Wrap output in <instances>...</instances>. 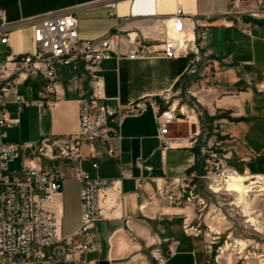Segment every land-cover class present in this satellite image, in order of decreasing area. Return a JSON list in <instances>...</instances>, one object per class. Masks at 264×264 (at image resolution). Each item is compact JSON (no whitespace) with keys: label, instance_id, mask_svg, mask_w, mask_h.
Masks as SVG:
<instances>
[{"label":"crops","instance_id":"0c3cea01","mask_svg":"<svg viewBox=\"0 0 264 264\" xmlns=\"http://www.w3.org/2000/svg\"><path fill=\"white\" fill-rule=\"evenodd\" d=\"M235 0H0V29H7L8 46L0 44V61L9 54H28L33 51L32 24L50 15H73L78 22L81 40L101 39L120 31L138 37L144 43L160 49L161 36L157 21L173 15L181 7L183 14L199 19L201 27L198 44L213 60L204 79L192 90L204 117L200 126L209 130L212 115L222 113L229 120L222 129L227 135L218 142L219 150L228 155L227 165L240 173L264 172V93L257 92L254 84L264 82V21L249 19L230 20L224 15ZM240 1V0H239ZM187 60L182 57L167 59L159 54L150 58L129 61L112 58L101 63L97 75L102 82L103 105L121 107L140 98L159 97L175 84L187 85L184 75ZM79 75L84 76L81 81ZM58 96L50 109L30 106L18 111L11 94L5 95L9 119L15 121L7 130L11 143H37L46 135L74 136L79 130L78 99L87 95L89 78L83 64L59 66L56 69ZM31 91L24 88L26 98L37 99L40 82L30 83ZM184 102L180 106L183 105ZM184 112L188 113V107ZM195 126L185 120L171 126L172 145L164 149L158 135L155 112L148 110L126 118L120 128V142L113 143L119 150L117 158H110L105 148L95 144V156L90 157L88 147L81 168L91 178L118 180L121 184L122 205L113 216L98 219L92 227L97 250L82 257L79 264H156L150 258L158 240L166 251L177 243L175 254L166 264H213L207 250L206 238L184 234L183 225L201 223L197 204H177L160 201L157 191L170 179L184 177L199 169L200 146L189 145V132ZM97 163V168L91 167ZM140 163V164H138ZM59 170L63 167L57 165ZM76 186L75 226L63 234L64 207L62 203L60 235L70 237L81 224L80 185ZM68 182V181H65ZM205 188L194 195L205 197ZM202 213V212H201Z\"/></svg>","mask_w":264,"mask_h":264},{"label":"built area","instance_id":"2783aa9c","mask_svg":"<svg viewBox=\"0 0 264 264\" xmlns=\"http://www.w3.org/2000/svg\"><path fill=\"white\" fill-rule=\"evenodd\" d=\"M0 17L2 13L0 12ZM224 17L230 20L249 19L264 21V0H235ZM199 19L183 14L181 7L173 15L157 21L161 36L160 49L147 45L145 36L138 37L120 31L109 33L101 39L81 40L78 22L73 15H50L35 21L31 28L33 51L28 54H9L0 61V264H79L82 257L97 250L92 235L96 220L113 216L122 205L120 179H91L81 168L85 157L83 149L88 147L90 157L95 156L94 145L105 148L110 158L120 153L113 143H119L120 128L126 118L137 117L149 107L155 112L158 137L164 149H168L174 138L171 126L185 119L195 126L189 132V145L201 143L199 169L184 177L167 181L157 191L160 201H175L177 204L195 201L197 212L207 206V198L194 195L201 188L212 197L227 196V186L233 177L242 175L249 181H264L260 174L240 173L226 164L228 155L219 150L218 142L227 137L222 127L229 120L222 113L212 115L209 130L200 126L204 112L195 93L190 90L204 79L212 64L210 55L204 51L198 38ZM8 30L0 29V44L8 46ZM172 59L187 60L184 75L188 78L185 87L177 83L159 97L140 98L121 107H105L102 82L97 75L98 67L112 58L129 61L150 58L154 54ZM83 64L89 78L88 94L78 99L79 130L74 136L46 135L32 144L7 141V130L15 125L6 111L5 95L11 94L13 102L22 108L50 109L58 96L56 69L59 66L77 68ZM81 81L83 75H79ZM40 82L36 90L37 99H28L21 93L31 91L30 83ZM257 92L264 93V82L254 84ZM188 113L184 112V106ZM59 162L62 170L55 165ZM14 170L11 164H16ZM140 164V163H138ZM92 168H97L93 162ZM75 181L80 185L81 224L78 232L70 237L60 235L62 182ZM248 183V181H246ZM264 183V182H263ZM260 194L261 192H258ZM209 229V228H208ZM188 236L209 238L199 225L188 222L183 225ZM207 242V241H206ZM150 258L156 264H166L175 254L177 243H171L166 251L158 240L153 242ZM211 252L212 243L207 242Z\"/></svg>","mask_w":264,"mask_h":264},{"label":"rangeland","instance_id":"374dc122","mask_svg":"<svg viewBox=\"0 0 264 264\" xmlns=\"http://www.w3.org/2000/svg\"><path fill=\"white\" fill-rule=\"evenodd\" d=\"M55 165L59 167V162ZM16 167L17 163L10 165L11 170ZM242 169L243 167L238 166V171ZM251 182L253 181L244 182V185ZM62 186V231L66 234L75 226L77 189L71 181L64 182ZM253 186H250L252 191L248 193L249 196L244 198L248 204L240 201L238 195L232 192L220 197L204 193L207 206L201 211L200 227L208 235L210 233L206 241L212 243L209 257L213 264H264V188L263 192L257 194L258 187ZM249 218H252L254 223L247 222Z\"/></svg>","mask_w":264,"mask_h":264},{"label":"bare ground","instance_id":"6f19581e","mask_svg":"<svg viewBox=\"0 0 264 264\" xmlns=\"http://www.w3.org/2000/svg\"><path fill=\"white\" fill-rule=\"evenodd\" d=\"M231 181L229 182V185L227 186V192L228 193H234L236 195H238V199L240 201H244V198H246V196H249L248 193L252 191V187H250L251 185L254 187H258V189L260 191L258 192H261L263 191V188H264V181L261 180L260 182H251L250 184L248 185H244V182L247 183L246 181H248L249 183V180L247 177H244L242 175H237L235 177H233L232 179H230ZM246 180V181H245ZM254 191V190H253ZM250 194V193H249ZM250 200V199H249ZM245 202V201H244ZM245 204H248L247 202H245ZM249 209V208H248ZM250 211V210H249ZM247 213V212H246ZM247 222H251V223H254V220L252 218H249L247 220ZM261 223V222H259ZM253 227V226H252ZM260 227V226H259ZM244 244H241V246H243Z\"/></svg>","mask_w":264,"mask_h":264},{"label":"water","instance_id":"95a60500","mask_svg":"<svg viewBox=\"0 0 264 264\" xmlns=\"http://www.w3.org/2000/svg\"><path fill=\"white\" fill-rule=\"evenodd\" d=\"M98 264H110L108 261H105V260H100L99 262H98Z\"/></svg>","mask_w":264,"mask_h":264}]
</instances>
